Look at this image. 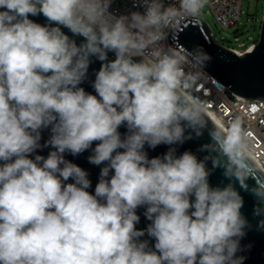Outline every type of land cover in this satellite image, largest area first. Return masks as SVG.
Instances as JSON below:
<instances>
[{
    "label": "clouds",
    "instance_id": "9594fccd",
    "mask_svg": "<svg viewBox=\"0 0 264 264\" xmlns=\"http://www.w3.org/2000/svg\"><path fill=\"white\" fill-rule=\"evenodd\" d=\"M112 3L0 0V264H245L242 240L264 231V186L245 183L252 137L240 116L208 128L192 91L211 57L166 44L185 21L200 23L207 0H132L142 11L119 16ZM93 57L95 94L81 86ZM205 130L207 155H177ZM162 144L149 158L145 146ZM88 150L103 165L94 191L65 158ZM209 160L228 183L210 184ZM237 182L257 201L255 226Z\"/></svg>",
    "mask_w": 264,
    "mask_h": 264
},
{
    "label": "water",
    "instance_id": "95a60500",
    "mask_svg": "<svg viewBox=\"0 0 264 264\" xmlns=\"http://www.w3.org/2000/svg\"><path fill=\"white\" fill-rule=\"evenodd\" d=\"M35 22L40 24L47 23L46 18L43 15L30 17ZM67 35L75 39L77 44L83 39L80 36H73L68 29H62ZM170 44L173 43L174 47L178 50H192L197 47L203 48V50L211 57V60L207 62L205 70L220 81L228 90L240 97L248 100L264 99V16L261 25L260 36L258 42L254 44L252 49L246 50L242 54H238L233 49H229L219 44L212 34V30L207 23L200 18L199 24H194L190 20L185 21L178 29L175 38L169 35ZM109 59H114V55L109 53ZM88 70V79L82 83V87L87 92L95 94L91 84L95 79V72H97L101 66V62L92 58ZM208 128L211 129L214 126L218 127L207 115ZM123 134L126 132V128L120 129ZM42 139L41 145L50 136V130L45 129L41 133ZM210 143V136L207 130L199 138L186 141L183 145H177V155L184 151H191L195 153L198 158L202 159L207 152L200 151L202 145ZM95 145H93L94 147ZM167 145H159L155 149L145 146V150L148 152L149 158L162 156L168 150ZM50 147H42L38 149L35 154L47 156ZM91 154V150L85 151L78 156H72L66 153L65 158L72 161L78 166L82 167L89 174V179L92 182V187L89 191H94L95 185L98 182L101 166H95L88 162L87 157ZM212 155H215L213 153ZM34 158V155L33 157ZM208 168L212 170L209 177L210 184L212 186L224 185L229 181L224 177L223 170L221 168L212 169V162L209 160ZM71 182V181H69ZM248 188L251 189L254 186H264V172L260 167L249 157V167L247 168V178L245 180ZM236 188L240 191L244 199V208L242 212L249 218L252 224L255 226L260 217L253 216V208L257 201L249 190L243 189L240 184L236 183ZM145 208L141 207L137 209V214L140 216V221L136 225L137 229H145L150 223L144 216ZM142 240H149L150 246L154 245V239L149 238L147 234L141 237ZM242 244H252V248L249 252L242 253L247 256L245 264H264V231H256L255 228L248 232L247 237L242 240Z\"/></svg>",
    "mask_w": 264,
    "mask_h": 264
},
{
    "label": "built area",
    "instance_id": "2783aa9c",
    "mask_svg": "<svg viewBox=\"0 0 264 264\" xmlns=\"http://www.w3.org/2000/svg\"><path fill=\"white\" fill-rule=\"evenodd\" d=\"M170 2H175V0H170ZM207 3L221 27L230 28L239 22L243 0H207ZM137 10L142 11V9L133 8L132 0H113L110 7V11L117 16ZM166 44L174 47V44L169 42V36ZM251 46L253 47L254 44ZM233 50L242 54L236 49ZM192 94L206 104L207 113L214 117L222 127H226L228 121L235 116L243 119L244 126L253 141L250 158L264 172V99L248 100L231 93L205 69H203L202 77L194 85Z\"/></svg>",
    "mask_w": 264,
    "mask_h": 264
},
{
    "label": "rangeland",
    "instance_id": "374dc122",
    "mask_svg": "<svg viewBox=\"0 0 264 264\" xmlns=\"http://www.w3.org/2000/svg\"><path fill=\"white\" fill-rule=\"evenodd\" d=\"M263 16L264 0H243L241 18L233 27H221L208 3L205 4L200 18L210 27L219 44L243 53L248 47L258 42Z\"/></svg>",
    "mask_w": 264,
    "mask_h": 264
},
{
    "label": "bare ground",
    "instance_id": "6f19581e",
    "mask_svg": "<svg viewBox=\"0 0 264 264\" xmlns=\"http://www.w3.org/2000/svg\"><path fill=\"white\" fill-rule=\"evenodd\" d=\"M252 49V46H250V47H248V49L247 50H251ZM240 53V52H239ZM206 115L218 126V127H222L219 123H218V121L214 118V117H212L209 113H206Z\"/></svg>",
    "mask_w": 264,
    "mask_h": 264
}]
</instances>
